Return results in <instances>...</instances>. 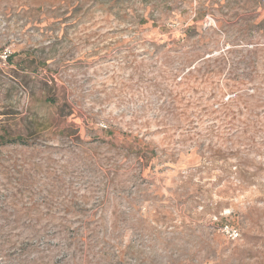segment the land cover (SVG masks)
<instances>
[{
    "label": "rangeland",
    "instance_id": "rangeland-1",
    "mask_svg": "<svg viewBox=\"0 0 264 264\" xmlns=\"http://www.w3.org/2000/svg\"><path fill=\"white\" fill-rule=\"evenodd\" d=\"M0 134V264H264V0H0Z\"/></svg>",
    "mask_w": 264,
    "mask_h": 264
},
{
    "label": "trees",
    "instance_id": "trees-1",
    "mask_svg": "<svg viewBox=\"0 0 264 264\" xmlns=\"http://www.w3.org/2000/svg\"><path fill=\"white\" fill-rule=\"evenodd\" d=\"M0 142L2 144H13V143H23L24 141L19 136L18 137H9L5 134H0Z\"/></svg>",
    "mask_w": 264,
    "mask_h": 264
},
{
    "label": "built area",
    "instance_id": "built-area-1",
    "mask_svg": "<svg viewBox=\"0 0 264 264\" xmlns=\"http://www.w3.org/2000/svg\"><path fill=\"white\" fill-rule=\"evenodd\" d=\"M225 231L233 239L238 236V234L234 230L227 229V227H225Z\"/></svg>",
    "mask_w": 264,
    "mask_h": 264
}]
</instances>
